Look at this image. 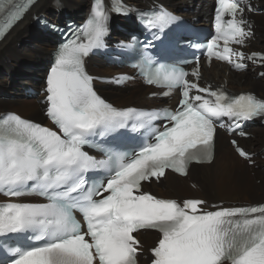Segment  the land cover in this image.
Masks as SVG:
<instances>
[{
	"label": "snow or ice",
	"instance_id": "1",
	"mask_svg": "<svg viewBox=\"0 0 264 264\" xmlns=\"http://www.w3.org/2000/svg\"><path fill=\"white\" fill-rule=\"evenodd\" d=\"M34 3L0 0V15L5 16L0 37ZM217 5L208 60L246 67L241 63L245 54L229 46L243 45L252 35L244 0H217ZM174 20L161 11L145 26L163 29ZM107 21L102 0H96L84 27L66 38L56 53L46 80V115L57 130L15 114L0 118V193L9 198L35 193L47 200L0 206V241L5 245L12 234L21 233H34L31 239L44 241L27 249L9 248L15 257L10 264H140L142 245L136 234L147 230L160 233L151 249V264H264V206L205 210L202 200L177 202L142 191L144 182L160 180L169 171L187 176L193 163H211L222 118L237 128L240 121L264 118V99L251 94L230 97L201 87L198 66L191 74L164 64L153 69V57L145 52L140 66L146 82L182 89L179 105L175 111L117 109L97 94L84 68V58L104 46ZM252 59L264 61V55L253 54ZM156 120L166 123L157 128ZM127 132L146 138L139 150L119 152L92 143L96 137L118 141ZM88 144L99 148L104 158L84 151ZM236 150L249 158L239 146ZM100 170L107 178L89 184L87 174Z\"/></svg>",
	"mask_w": 264,
	"mask_h": 264
},
{
	"label": "bare ground",
	"instance_id": "2",
	"mask_svg": "<svg viewBox=\"0 0 264 264\" xmlns=\"http://www.w3.org/2000/svg\"><path fill=\"white\" fill-rule=\"evenodd\" d=\"M211 1L213 0H127V2L134 5L145 4L148 7L163 5L175 11H179V13L184 16L193 18H206L211 9ZM88 2L91 3V0H41L0 44V115L7 113L8 110H13L14 112L20 113L25 118L34 117L40 120L39 118L42 117L43 113V111H41L43 107L40 104V97L33 96L27 98L25 92L30 86L37 87L42 84L41 79L48 69V64L51 61V53L57 46L55 41L57 37L52 34L43 35L40 33L39 29L36 27L37 20L43 15L47 16L55 23H64L66 18L76 21L80 20L88 15L87 8L89 6L86 8ZM257 2L259 4H264L263 0ZM111 21L112 25H115L116 28L129 25L114 17ZM257 21H259V27L256 34L259 35V38L253 43L252 47V51L255 52H259V49L264 45V37L261 35L264 19H262L261 16L257 18ZM115 32L117 35L122 36V38H126V34L120 33L118 29L115 30ZM19 44L23 45L20 49L18 48ZM89 62L90 68L93 63L98 65V69H91V73L93 74L97 75L100 74V72L104 73V75L110 74V76L115 74L113 70L115 67L108 66L104 61L91 58ZM5 73L8 74L7 77ZM205 73L207 82L226 84V81H228L229 87L236 92H243L251 89L264 94L263 87L260 88L263 82L250 71H246V73L243 74L231 73L229 77H227L225 66L215 64L211 71L206 70ZM20 76L26 77V81H28L26 83H29L28 87H24L22 90L24 99H9V95L6 93L22 85V83H20ZM98 87L102 92L108 94L109 100L115 102L122 108H129V106L134 105L133 102L135 101H138L140 104L139 106L142 108L150 107L155 103L158 104L161 102L157 99L154 101L149 99V93H154L155 91L150 87H145L141 82L135 84L131 83L129 86H125L122 89L112 88L111 90L108 86L104 85ZM108 91H112L114 94L112 93L113 95L111 96ZM177 98L178 97L175 98L173 104ZM129 102H131L130 105ZM258 126L264 128L262 125ZM251 127V130H261V128L258 129L257 126ZM262 130L264 131V129ZM254 132L252 133L254 134ZM257 135L259 136L258 133ZM254 138H256V136ZM261 138L263 142L264 138ZM259 140H241L240 144L249 146V150L253 152H260L264 147L258 149L257 144L261 142ZM263 153H261V155ZM215 156V161L211 166L193 167L187 179H181L173 174H168L165 181H163L160 186H156L153 183L152 190L164 198L180 200L185 198H202L208 201L207 206L216 203H224L226 208H233L246 207L247 205L239 204L249 202L251 204L263 203L264 170L261 169L260 171H256L251 168L245 160L237 156L234 147L230 145L228 137L223 132L218 133ZM259 159L260 158H258V160ZM260 166L264 169V162H262ZM256 180H262L263 184L257 185ZM192 185H195L196 188L194 189ZM145 236L147 241L144 243V250L147 252L150 247L156 244L155 241L158 237H155L152 232L146 233Z\"/></svg>",
	"mask_w": 264,
	"mask_h": 264
},
{
	"label": "rangeland",
	"instance_id": "3",
	"mask_svg": "<svg viewBox=\"0 0 264 264\" xmlns=\"http://www.w3.org/2000/svg\"><path fill=\"white\" fill-rule=\"evenodd\" d=\"M90 2V1H89ZM87 3L86 4V8L89 6V4L90 3ZM136 5H139V4H136ZM145 7H148L147 5H145V4H143ZM143 5H139V6H143ZM88 9V8H87ZM88 11V10H87ZM262 19H264V14L262 15ZM261 23H262V21H261ZM264 25H262V31H261V35L264 37V27H263ZM257 36H258V38H259V35L257 34ZM263 44H264V42H263ZM23 45L22 44H19V49L22 47ZM263 47H264V45H263ZM259 50H261V49H259ZM263 51H264V48L262 49ZM261 50V51H262ZM98 66H95L94 68L96 69ZM7 75L8 74H6L5 73V76L7 77ZM110 75V74H109ZM256 75V74H255ZM20 78V83H22V85H20L21 87H19V88H17V89H15V90H12L11 92H8V93H6L7 95H9V99H14V100H19V99H24V97H23V95H22V90H23V88L24 87H28V85H29V83H26V82H28V81H26V77H24V76H20L19 77ZM262 82H263V84L260 86V88H262V89H264V77H262V80H261ZM138 86V85H137ZM110 89V88H109ZM21 90V91H20ZM248 90H251V89H248ZM15 91V92H14ZM251 91H253V92H255V93H257L260 97H264V94H261L260 92H258V91H256V90H251ZM109 92V91H108ZM110 94H111V96L114 94L112 91H110L109 92ZM113 93V94H112ZM112 98V97H111ZM118 104H120V103H118ZM131 104V102H129V105ZM133 104H134V106H138V105H140L139 104V102L138 101H135V102H133ZM128 105V106H129ZM127 106V105H126ZM13 110H8L7 112H12ZM42 111V110H41ZM29 118H32V119H35V120H38V118H34V117H29ZM40 120H38V121H41V118H39ZM257 128L258 129H260L261 127L260 126H257ZM262 129H264V128H261V130H256V129H253V130H251V132H254V131H256V132H254V134H255V136H256V138H252V140H254V141H257V139L259 140V141H261L260 143H258L257 144V146H258V149L260 148V147H264L263 146V142H264V139H263V142H262V138L261 137H263L264 138V131L262 130ZM259 131V132H258ZM257 133L259 134V136L257 135ZM253 134V133H252ZM253 134V135H254ZM262 135V136H261ZM257 136H258V138H257ZM243 147L244 148H250L249 146H247V145H243ZM263 152H264V149H263ZM264 153L262 154V155H260V156H258V157H256L253 161L255 162V164L254 165H250L251 166V168H253V169H255L256 171H260L261 169L262 170H264L263 169V167L262 166H260L261 165V163L262 162H264ZM258 158H260L259 160H258ZM263 160V161H262ZM249 162H247V164H248ZM256 184L257 185H262L263 184V182H262V180H256ZM193 186V188L195 189L196 187H195V185H192ZM184 197H186V196H184ZM263 202H264V200H263ZM262 203V202H261ZM249 204H251L250 202L249 203H244V204H239V205H249Z\"/></svg>",
	"mask_w": 264,
	"mask_h": 264
}]
</instances>
